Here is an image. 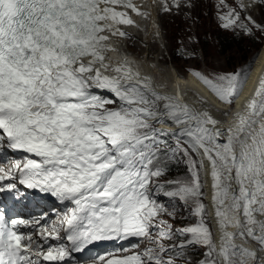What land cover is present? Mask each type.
Returning <instances> with one entry per match:
<instances>
[{
	"label": "snow or ice",
	"instance_id": "snow-or-ice-1",
	"mask_svg": "<svg viewBox=\"0 0 264 264\" xmlns=\"http://www.w3.org/2000/svg\"><path fill=\"white\" fill-rule=\"evenodd\" d=\"M219 2L228 9L218 13L220 27L264 33L250 15L241 19L264 0H236L235 8ZM161 3L171 11L168 0ZM172 6L179 9L181 0ZM117 8L150 15L133 0H0V147L23 153L9 169L0 167V194L22 198L18 176L26 189L71 205L51 228L41 225L43 217L8 219L0 209V264H64L97 242L130 240L148 246L132 243L89 264H191L189 249L200 248L196 264H264V75L222 131L207 110L183 103L178 90L162 95L130 65L108 62L116 50L111 38L128 36L117 25L135 24ZM193 75L227 105L246 79L240 71ZM169 122L173 128L154 126ZM205 161L218 242L201 200ZM173 164L186 173L161 181ZM181 209L196 221L174 229L162 217L174 219ZM61 229L67 243L45 251L36 237L59 241ZM177 237L178 244L165 243Z\"/></svg>",
	"mask_w": 264,
	"mask_h": 264
},
{
	"label": "rangeland",
	"instance_id": "rangeland-1",
	"mask_svg": "<svg viewBox=\"0 0 264 264\" xmlns=\"http://www.w3.org/2000/svg\"><path fill=\"white\" fill-rule=\"evenodd\" d=\"M182 1L183 10L180 12H176L175 14H169L170 11H163L162 3H160L157 7L158 15H160V18L158 20L161 26L162 34L160 35L161 40H159L158 37H155L157 43L155 42L152 50L150 49L151 57L146 58L147 51H144L143 49L146 46L149 49V42L145 39L144 35H141V41L139 39H134L135 36H132L133 40L129 43V46L128 44H125L126 46L122 47H124L125 49L131 47L128 49L131 50V52L136 53L137 57L140 60L145 59L149 61L156 58V60H154L155 63L162 66L163 68H166L167 70H176V73H178L180 76H189L196 79V81L198 79L193 75L194 71H198L203 75L208 76L209 78H212L215 74L231 73L236 71H240L243 74L247 63L249 62V60H251V63L246 70L247 78V76L249 75L248 72L251 69L255 59L259 56L261 49L264 47V33L253 29L252 35H245L239 28L233 30L220 27L221 21L218 19V13L227 12L228 9L223 5H220L219 0H193L195 6L191 9L184 7V4L187 2V0ZM225 2L230 7H236V0H225ZM169 7L171 8L173 6L169 5ZM237 10L239 11L238 8ZM246 15H250L252 19L255 20L258 24L264 25V6L256 5L246 12H241V19H243ZM220 32L234 34L243 41L240 42L239 47L232 46L228 50L221 52L219 50V47L217 46L218 35L220 34ZM130 36L131 34L127 37H122V40L128 39V37ZM189 37H193L194 39L190 40ZM201 44L203 45V48L201 47ZM133 45L136 46L133 47ZM181 48L185 49L186 53H194V55H187L186 53L181 54V52L179 51ZM191 73L194 77L190 75ZM198 81L200 82V80ZM100 94L111 97V94ZM208 100L209 99H206V102H201L205 103L206 105L207 103L215 104L214 102H212V100ZM217 100L219 103H221L222 106L223 103L218 98ZM225 106L230 107L228 105ZM229 110L230 112L228 113L230 114L231 111L234 110L233 106ZM221 119L222 123L219 125V128L222 131H225L228 127L233 125V123H230V115L224 114L222 115ZM156 125L157 124H155L154 126L156 127ZM221 142H223V139L221 140ZM169 143H172L171 139H169ZM194 158L197 157L194 156ZM186 171L187 169L185 168V166L183 164H180L178 170L171 174H168L166 172V174L160 179L161 181L175 179L183 176ZM201 181L203 183V195L201 197V200L207 208L206 219L208 220L209 227H212V232H214L215 234L213 223L209 216L210 213L207 201L208 197L206 195L207 192L205 190L202 172ZM204 196L207 197V203L204 200ZM159 200L166 204L168 203L167 198L163 196H160ZM162 218L168 220L169 223L172 224L174 229L177 227L195 223L196 221L195 217L189 216L185 211H183V209L177 212V216L174 219L166 215H164ZM229 229L233 231V229ZM153 235H155V229H153ZM235 242L241 243L242 241L238 238ZM138 243V250H143V248L148 246L147 240L139 241ZM165 243L170 245L178 244L179 237L173 240H166ZM246 244L247 243H245L244 245L249 246ZM204 251L205 249L203 248L193 250L192 252L191 249H189V253L191 254V264H196L198 260L203 258L201 253H203ZM177 264H184V262L178 259Z\"/></svg>",
	"mask_w": 264,
	"mask_h": 264
},
{
	"label": "bare ground",
	"instance_id": "bare-ground-1",
	"mask_svg": "<svg viewBox=\"0 0 264 264\" xmlns=\"http://www.w3.org/2000/svg\"><path fill=\"white\" fill-rule=\"evenodd\" d=\"M244 2L248 3V0H244ZM160 3H161V0H159L157 3L154 0H149L150 7L154 9V11L152 12V15L154 17V20L157 23V29L160 32L159 35L153 36L152 29H150V27L146 25V21L141 20L137 14H134L133 16L134 21H135L134 25H124V24L117 25V27H119L121 30L127 32L128 35L131 34V36L128 37V39L125 41V44H128V46H129V43L132 42L133 40L132 36H135L134 39H139L140 41L142 40L141 35L145 36V39L149 42V49L147 46H146L147 48L146 47L143 48L144 51H147L146 58L151 57L150 52L153 48V45H155V42L157 43V41L155 40V37H158V39L161 40L160 35L162 34V31H161V26L158 20L160 18V15H158V8H157ZM168 4L172 6V0H168ZM139 7L142 8L143 4L139 3ZM182 10H183V1L181 0V7L179 9H177L174 6L171 7V11L169 14H173V13L175 14L176 12H180ZM140 25L143 27L140 28ZM109 43L115 49H119V48L123 50L125 49L124 47H122L123 46L122 37L114 36L111 38ZM134 46L136 45H133V47ZM128 48H131V47H128ZM134 56L137 59L136 62L141 68V71H139L138 73L140 74L141 77H145V76L149 77L152 82V87L158 93L162 95L174 96L178 90L182 97L183 103H186L189 106H192L198 110H207L215 119L219 121V124L217 125V127H219V125L222 123L221 118H222V115L225 114L224 112H227V115H230V123L231 124L234 123L235 116L233 117V114L237 110L242 109L243 103L252 95V93L254 92L258 84L260 77L264 75V47H263L259 53V56L255 59L251 69L248 72L249 75L247 76L246 80L243 83L244 87H242L239 95L233 100L232 104L228 105L230 107H227L225 106L227 104H224L223 102H222L223 105L221 106V103L218 102L216 96L203 83L199 82L198 80L196 81V79L189 77V76L182 77L178 73H176V70H173V69L170 70L169 68H168L169 70H167L166 68H163L162 66L155 63L154 60H156V58L154 60L151 58L152 60L148 61L145 59L140 60L137 57V55H134ZM107 57H108L109 63L124 62L130 65L131 67H133L132 63L131 64L127 63L121 54L116 53L114 55L112 54V51H109L107 53ZM190 75L193 76L192 73ZM97 91L100 93L111 94L103 90H97ZM206 99L212 100V102H214L216 105L213 103H207L206 105L205 103L201 102V101H205ZM162 103L163 102H161V104ZM232 106L234 110L231 111V113L229 114L228 113L230 112L229 109ZM162 125L169 127V128L174 127L170 122L160 124V126ZM208 172H209L208 165H207V162L205 161V168L202 171V177H203L204 184H205V190L207 192L206 195L208 197L207 201H208V208H209V213H210L209 216L212 220L213 227L215 230L216 241L218 242L220 232L214 220V215H213L214 209L211 203V178ZM207 197L205 196V199H207ZM228 231H231V230L228 229ZM241 243H237V244H241ZM246 245H249V244H246Z\"/></svg>",
	"mask_w": 264,
	"mask_h": 264
},
{
	"label": "trees",
	"instance_id": "trees-1",
	"mask_svg": "<svg viewBox=\"0 0 264 264\" xmlns=\"http://www.w3.org/2000/svg\"><path fill=\"white\" fill-rule=\"evenodd\" d=\"M243 40L240 39L239 37H237L234 34H229L226 32H220V34L218 35V40H217V46L219 47V50L221 52L228 50L230 47L232 46H236L239 47L240 46V42H242ZM201 47L203 48V45L201 44ZM251 63V60H249V62L246 65V68L244 69V73L246 72L247 68L249 67ZM180 167V165H171L170 170L167 172L168 174H171L173 172H175L176 170H178ZM193 251V249H191V252Z\"/></svg>",
	"mask_w": 264,
	"mask_h": 264
}]
</instances>
